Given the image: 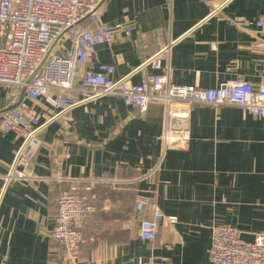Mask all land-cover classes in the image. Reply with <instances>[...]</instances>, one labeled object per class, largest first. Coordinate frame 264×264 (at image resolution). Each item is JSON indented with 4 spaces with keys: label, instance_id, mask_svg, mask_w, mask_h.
Here are the masks:
<instances>
[{
    "label": "crops",
    "instance_id": "0c3cea01",
    "mask_svg": "<svg viewBox=\"0 0 264 264\" xmlns=\"http://www.w3.org/2000/svg\"><path fill=\"white\" fill-rule=\"evenodd\" d=\"M102 12L105 22L132 29L93 55L97 64L116 66L115 79L141 82L145 62L164 49L177 84L211 88L243 78L256 85L264 76V32L256 25L264 0H105ZM233 16L250 24L236 25ZM11 104L10 89L0 87V109ZM34 105L45 144L32 156L28 180H7L24 140L3 132L0 116V264H213V226L236 227L248 241L264 233L263 119L236 106L195 105L187 121H175L190 130V147L165 151L161 103L142 115L114 95L67 112L43 100ZM97 179L106 182L93 185L97 210L71 261L51 236L58 199L70 182L84 190ZM138 195L148 200L141 211ZM155 207L177 222L162 221L155 240L143 242L140 221Z\"/></svg>",
    "mask_w": 264,
    "mask_h": 264
},
{
    "label": "built area",
    "instance_id": "2783aa9c",
    "mask_svg": "<svg viewBox=\"0 0 264 264\" xmlns=\"http://www.w3.org/2000/svg\"><path fill=\"white\" fill-rule=\"evenodd\" d=\"M104 1L0 0V87L9 88L12 98V106L0 109L1 129L15 132L24 140L6 176L8 181L34 178L32 156L45 144L39 136L41 115L34 105L38 100L67 112L84 100L114 95L141 115L151 104L161 103L165 112V151L190 147V130L176 127L175 121H187L195 105L236 106L264 120V76L256 85L243 78L211 88L177 84L171 79V65L163 64L162 55L168 49L145 62L141 82L134 83L131 75L115 79L112 74L116 66L97 64L93 55L98 46L113 45L119 35H131L132 29L123 22H105ZM230 21L250 24L245 16H233ZM256 25L264 32V18ZM211 45L216 47L214 42ZM147 66L158 73L147 72ZM78 92L84 95L82 100L76 98ZM65 126L71 129L72 123L67 121ZM90 182L84 190L70 182L58 199L51 236L71 261L80 256L86 243L85 222L97 210L93 185L106 180ZM147 205V198L138 195L136 209L144 210ZM162 221L174 224L177 217L167 216L155 207L152 218L140 221V240H155ZM209 258L213 264H264V233L248 241L236 227L215 225Z\"/></svg>",
    "mask_w": 264,
    "mask_h": 264
},
{
    "label": "trees",
    "instance_id": "16d2710c",
    "mask_svg": "<svg viewBox=\"0 0 264 264\" xmlns=\"http://www.w3.org/2000/svg\"><path fill=\"white\" fill-rule=\"evenodd\" d=\"M69 187V184H68V186H67V188Z\"/></svg>",
    "mask_w": 264,
    "mask_h": 264
}]
</instances>
